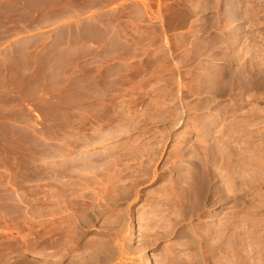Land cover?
Listing matches in <instances>:
<instances>
[{
	"label": "rangeland",
	"instance_id": "rangeland-1",
	"mask_svg": "<svg viewBox=\"0 0 264 264\" xmlns=\"http://www.w3.org/2000/svg\"><path fill=\"white\" fill-rule=\"evenodd\" d=\"M27 1L109 8L120 51L58 117L60 178L0 264H264V0Z\"/></svg>",
	"mask_w": 264,
	"mask_h": 264
},
{
	"label": "crops",
	"instance_id": "crops-1",
	"mask_svg": "<svg viewBox=\"0 0 264 264\" xmlns=\"http://www.w3.org/2000/svg\"><path fill=\"white\" fill-rule=\"evenodd\" d=\"M124 2L112 5L119 9ZM130 5L144 22L145 3ZM108 10L96 5L77 22L75 8L43 6L29 16L27 0H0V259L12 238L22 242L21 222L43 210L42 195L60 178L52 170L58 117L73 116L77 97L92 98L86 86L107 81L108 69L115 67L107 61L108 53L120 51L113 45L116 29L109 31L103 21Z\"/></svg>",
	"mask_w": 264,
	"mask_h": 264
}]
</instances>
